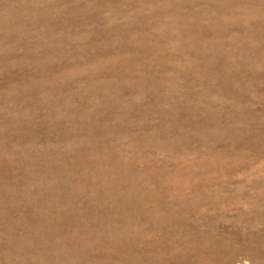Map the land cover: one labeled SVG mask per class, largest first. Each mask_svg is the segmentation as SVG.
Listing matches in <instances>:
<instances>
[{
  "label": "rangeland",
  "instance_id": "374dc122",
  "mask_svg": "<svg viewBox=\"0 0 264 264\" xmlns=\"http://www.w3.org/2000/svg\"><path fill=\"white\" fill-rule=\"evenodd\" d=\"M0 264H264V0H0Z\"/></svg>",
  "mask_w": 264,
  "mask_h": 264
}]
</instances>
